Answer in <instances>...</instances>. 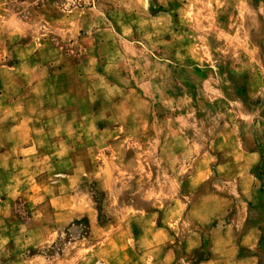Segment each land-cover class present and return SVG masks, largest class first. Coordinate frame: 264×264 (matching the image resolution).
<instances>
[{"label": "rangeland", "instance_id": "rangeland-1", "mask_svg": "<svg viewBox=\"0 0 264 264\" xmlns=\"http://www.w3.org/2000/svg\"><path fill=\"white\" fill-rule=\"evenodd\" d=\"M0 17L14 22L0 36L21 28L19 44L32 34L63 53L81 95L68 109L87 119L35 122L45 134L26 139L41 152L18 165L50 186L36 189L43 201L0 202V264H111L134 239L136 264H161L149 230L210 225L228 146L258 156L246 172L261 189L251 220L264 264V0H0Z\"/></svg>", "mask_w": 264, "mask_h": 264}, {"label": "crops", "instance_id": "crops-1", "mask_svg": "<svg viewBox=\"0 0 264 264\" xmlns=\"http://www.w3.org/2000/svg\"><path fill=\"white\" fill-rule=\"evenodd\" d=\"M0 18V24H14L9 17ZM24 36L21 28L17 32H6L0 36L3 39V45H0V73L4 75L0 88V103L3 108L0 113V134L3 137L0 147V202H9L25 195L24 193H32L33 199L42 197L41 201L47 197L43 192L36 194V189L41 185L50 186L47 184L50 176L45 174L46 176L32 181L27 180L26 176L29 174L30 177L31 171L18 165L27 163L30 155L41 152L26 139L27 136L31 138V134L37 133L39 129L41 136L45 134L46 127H35V122L71 123L75 120H87L86 115L74 117L71 112L73 110H69L81 95L75 94V85L71 77L68 78L71 69L67 58L57 49H52L50 43L41 37L36 39L38 36L32 34L29 35L32 36L28 38L29 42L19 44ZM81 63L78 66V76L84 80L91 71L87 70L86 62ZM81 89L87 90V87L82 85ZM82 101V105L87 108L95 107L90 95H82ZM62 106L65 109L61 111ZM51 150H43L42 153L51 154ZM240 150L236 146L218 149L220 154L225 155L219 167L231 169L233 174L221 181L219 195L217 194L220 203L218 201L209 213L211 221L208 227L201 225L185 229L179 226H161L154 232L149 230V238H153L156 247L164 252L161 264H258L256 252L263 231L258 223L252 222L251 213L261 189L256 187L255 179L249 178L246 172L257 164L258 156L251 150L241 151V156ZM239 167L241 173L237 172ZM55 171L57 170L53 169L51 173ZM9 175L12 178L8 180ZM55 197L57 195L53 194L48 200L53 201ZM239 198H243V201L239 202ZM174 202L178 205L180 200L175 199ZM237 202L241 203V208L237 205V211L233 215ZM146 232L148 229L142 227L136 239H142L145 234L147 238ZM204 244H207L206 249H203ZM110 253L111 264H136L137 240L134 239L133 244L127 246L124 254L120 247L113 248ZM75 260L67 258L66 262L79 264V258Z\"/></svg>", "mask_w": 264, "mask_h": 264}]
</instances>
